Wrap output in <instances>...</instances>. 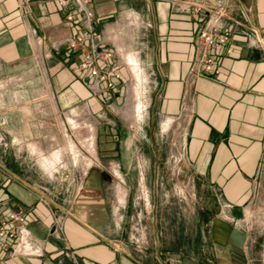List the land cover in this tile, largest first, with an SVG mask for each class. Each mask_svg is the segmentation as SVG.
Returning <instances> with one entry per match:
<instances>
[{
	"label": "crops",
	"instance_id": "1",
	"mask_svg": "<svg viewBox=\"0 0 264 264\" xmlns=\"http://www.w3.org/2000/svg\"><path fill=\"white\" fill-rule=\"evenodd\" d=\"M195 4L227 9L219 23L231 52L204 49L209 13ZM86 32L88 50L111 53L97 57L100 73L121 72L112 86L81 69L84 45H68ZM133 64L147 105L135 139L181 135L197 206L179 209L178 221L122 169L115 103L136 83ZM70 116L90 126L76 139L81 163L63 147L75 135ZM52 151L60 157L42 162ZM12 209L25 212L42 253L0 247V264H264V0H0V215Z\"/></svg>",
	"mask_w": 264,
	"mask_h": 264
},
{
	"label": "rangeland",
	"instance_id": "2",
	"mask_svg": "<svg viewBox=\"0 0 264 264\" xmlns=\"http://www.w3.org/2000/svg\"><path fill=\"white\" fill-rule=\"evenodd\" d=\"M135 89L136 87L132 81L128 87L127 94H125L124 102L121 101L119 104L115 103L116 115L120 116L122 123L126 124L125 135L121 137L122 146L126 147V149L124 148L122 150L121 156L124 161H126L127 166L122 169L128 172L129 179L133 182V191L137 193L141 192L143 196L145 195L146 190L149 191V194L151 193L154 197L152 201H155L154 204L159 208V212H162L161 210L166 208V206H170L175 209V221H178L177 218L182 216L177 214L180 212L178 211L179 209L181 210L182 207L188 206L189 202L192 207L197 206L196 200L194 201L192 198V190L187 184L189 174L188 172L183 171L184 169L182 167L183 151L179 148V145L181 144V135L178 134L179 129L177 127H173V131L169 134L158 133L159 131L156 130L158 134L157 137H152L153 143H150V136H146L145 134L142 136V140L140 139V136L137 135L139 137V141L136 140L133 133H135V128H138L141 121L144 123L147 121L146 117L143 116V111H146L147 105L142 93L144 88H142L141 91L142 95L140 93L137 96ZM140 99L143 104V111L141 114L138 107V105H140ZM137 114L139 115L137 116ZM68 118L69 117H67L68 126L72 128L75 134L72 137L70 135L68 137L71 138V141L74 144L73 149L75 152L73 149L69 148V140L64 142L63 147L69 154V157L67 158L68 161L71 162L72 159V161L76 160L81 163V160H83L81 159V155H85V152L82 149L76 151L75 146H78L77 140L82 143L84 142V138L87 137V134L85 135L84 131L89 130V122L86 118L79 119L76 123L79 126L84 125L85 128L81 129L79 127V129H74V123L72 124L69 122ZM150 119L151 121H154V123L157 122L156 116L151 115ZM164 125L165 121L162 123V129L167 130L164 129ZM160 134H162V136ZM56 149H59V147ZM69 151L73 154L69 153ZM56 153L61 155L60 151H52L42 155V162H45V157L48 160L47 162H53V160L58 159L60 155L58 156ZM145 164L146 166H144ZM142 174L144 176V182L140 184L139 179ZM167 198H170L169 204L166 203ZM140 201H142L143 206H145V202H148L144 199H140ZM162 216L166 217V215ZM248 249L252 250L253 248L251 249L250 246ZM261 250L262 247L260 248L256 246L254 248V252L256 253L257 251L256 254H259ZM240 264H247V262L243 259ZM255 264L261 263L255 262Z\"/></svg>",
	"mask_w": 264,
	"mask_h": 264
},
{
	"label": "built area",
	"instance_id": "3",
	"mask_svg": "<svg viewBox=\"0 0 264 264\" xmlns=\"http://www.w3.org/2000/svg\"><path fill=\"white\" fill-rule=\"evenodd\" d=\"M59 2L64 4L65 0H59ZM195 5L200 8H205L209 13V17L201 31V39L204 49L207 50L214 47L217 50L231 52L233 48L230 45V32H222L221 29L223 26L219 23L220 19L227 14V9L224 6L214 7L201 4ZM92 39V32L79 33L76 36L69 38L68 45L71 48H77L80 45H84V57L80 64L81 69L89 71L92 75L100 74V78L107 81L108 86H112L113 82L111 78L119 77L121 72L118 68H114L105 73H100L97 64V57L101 56L102 58H107L111 53L107 52L104 55H99L88 50L86 46L90 44ZM202 59L207 70L215 68V60L211 55L207 54V52L202 56ZM218 71V69H214L215 73ZM25 221V212L20 209H12L6 216L0 215V247L3 249H10L13 254H24L28 256L40 255L42 253V247L30 237ZM54 227H58L60 231L62 229V219L57 215L54 218Z\"/></svg>",
	"mask_w": 264,
	"mask_h": 264
},
{
	"label": "bare ground",
	"instance_id": "4",
	"mask_svg": "<svg viewBox=\"0 0 264 264\" xmlns=\"http://www.w3.org/2000/svg\"><path fill=\"white\" fill-rule=\"evenodd\" d=\"M128 60H131V62H132V60H133V58L131 57V56H128ZM132 64V63H131ZM141 67V66H140ZM139 67V65L138 64H133V66H132V70H133V75H134V78H135V82L136 83H134L135 84V87H136V89H135V92H136V96L137 95H139L140 93H141V91H142V70H141V68ZM146 84V83H145ZM145 87V86H144ZM146 90V89H145ZM143 93V92H142ZM142 93H141V95H142ZM138 99H139V97H138ZM139 103H140V105H138V107H139V111H140V114L142 113V107H143V104H142V102H141V99L139 100ZM139 114H137V116H138ZM141 116V115H140ZM69 122H71L73 125H74V128H75V126L77 125V123H76V121H77V119H75L73 116H70L69 118ZM167 121V120H166ZM172 121V120H171ZM81 123V122H80ZM169 124H170V120H168L167 121V123H165V125H164V129H168V127H169ZM85 139V138H84ZM69 148L70 149H73L74 148V144H73V142L69 139ZM73 151H74V149H73ZM75 152V151H74ZM58 156L60 155L59 153H56ZM76 155V154H75ZM50 158V157H49ZM54 161V160H53ZM52 163V162H51Z\"/></svg>",
	"mask_w": 264,
	"mask_h": 264
}]
</instances>
